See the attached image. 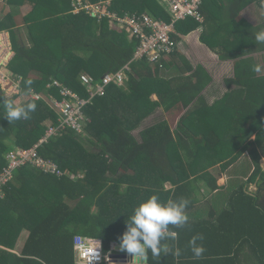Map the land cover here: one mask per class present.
<instances>
[{
	"label": "trees",
	"instance_id": "obj_1",
	"mask_svg": "<svg viewBox=\"0 0 264 264\" xmlns=\"http://www.w3.org/2000/svg\"><path fill=\"white\" fill-rule=\"evenodd\" d=\"M73 1L0 3V33L9 32L14 51L7 68L21 80L22 105H37L29 118L9 122L0 103V169L8 164L9 151L33 146L46 134L49 123L57 124L58 116L48 101L62 99V87L48 89L49 83L57 79L81 97H88L80 81L66 76L68 67L87 72L93 83L102 81L108 72L125 70L126 86L110 84L103 96L94 97L83 108L86 122L97 127V135L86 129L85 123L84 137L69 128L40 146V154L56 161L63 175L45 173L31 165L15 170L4 187V196H0V225L9 232L24 225L30 235L22 256L0 249V255L9 257L2 260L0 256V262L78 264L76 234L101 240L108 252L120 243L134 208L156 195L162 203L187 198L189 221L182 228L169 226L178 233L177 239L162 241L166 251L158 258L149 250L148 264H264V205L259 199L264 185L258 193H251L245 183L219 184L229 168L243 158L239 172L252 170L251 180L260 173L264 178V75L257 72L259 65L250 64L251 56L245 58L252 48L264 49V44L257 45L254 33L242 22L243 10L254 0H205L204 23L187 19L176 25L183 34L202 26L201 40L222 60H235V76L225 80L229 91L211 105L203 91L213 77L202 65L194 69L185 63L192 70L187 76L173 68L163 70L169 65L165 56L153 62L148 55L138 56L139 40L130 38L127 29L111 27L108 19L98 21L85 10L74 12ZM28 5H32L31 12L20 19V10ZM106 7L121 15L149 12L156 18L171 19L158 0H110ZM233 27L238 29L235 39L231 37ZM240 34L243 40L237 39ZM173 37L178 40L177 34ZM29 79L31 90L51 94V98L30 97L25 85ZM140 92L151 106L142 104ZM153 94H157L156 100ZM5 96L0 86V100H6ZM158 106L163 107L165 116L144 127L139 136L134 135V126ZM250 132L255 138H250ZM83 138L99 147V153L93 154L87 144L83 145ZM172 143L178 148L174 155ZM218 165L222 172L215 175L211 169ZM72 173L85 175L74 179ZM123 183H128L124 190ZM167 183L171 184L168 189ZM203 187L215 195L200 209L206 203L202 202L206 198ZM38 191L40 204L33 197ZM207 205L208 215L201 218ZM197 234L203 236L198 243L205 251L194 259L189 241ZM12 237L6 234L0 241L7 243ZM176 249H181L179 257L173 254Z\"/></svg>",
	"mask_w": 264,
	"mask_h": 264
},
{
	"label": "built area",
	"instance_id": "obj_2",
	"mask_svg": "<svg viewBox=\"0 0 264 264\" xmlns=\"http://www.w3.org/2000/svg\"><path fill=\"white\" fill-rule=\"evenodd\" d=\"M205 0H160L164 10L171 15L170 21L156 18L148 12H125L121 15L106 6L110 1L92 3L89 0H74V12L85 10L98 18V21L109 20L111 27L127 29L132 37L139 40L137 55H148L150 61L159 60L161 57L173 54L178 46V41L173 37L176 33V25L180 21L194 19L204 23L205 16L202 6ZM203 29L202 27L200 28ZM2 61H0V64ZM128 68V67H127ZM128 78L125 70L116 73L109 72L103 76V80L97 83L91 82L87 87L88 97H81L69 87H64L61 81L55 79L47 85L62 87L60 94L63 98L55 100L51 98L49 105L56 112L57 124L49 123L46 134L33 146L18 147L9 151L6 155L8 164L0 169V196H4V187L12 179L15 170L25 165H31L42 172L61 176L64 170L53 159L43 157L39 148L47 142L52 135H62L69 128L80 131L87 121L84 107L96 96H103L107 87L112 83L123 84ZM17 90V89H16ZM19 90H17L18 92ZM38 93V92H36ZM40 94V93H38ZM37 94L36 98H40ZM96 239L83 234L74 236V248L78 264H118L111 256L115 251L106 252L102 245L96 243Z\"/></svg>",
	"mask_w": 264,
	"mask_h": 264
},
{
	"label": "crops",
	"instance_id": "obj_3",
	"mask_svg": "<svg viewBox=\"0 0 264 264\" xmlns=\"http://www.w3.org/2000/svg\"><path fill=\"white\" fill-rule=\"evenodd\" d=\"M160 8L164 9L162 5H160ZM242 17H243L242 22L245 23L244 28L247 29L248 27L250 29V32L252 33L257 32V31H252L251 26L261 25L264 29V8H262L256 0H254L248 6L245 7V9L242 12ZM237 31L238 29L233 27V32L231 35L232 39H235ZM201 33H202V30L200 28L188 34H183L179 32V30L176 28L175 34L178 35V40L176 39L178 41L177 49L173 54L165 56V59L167 62H169V65L166 64L165 67L163 66L164 68L162 69L170 71L173 68L176 70L175 72L177 73L180 72L183 76H187L192 73V70L188 69L185 63H190L194 69H196L197 66L202 65L208 71V73L213 77L212 82L203 91V95L206 101L211 105L217 102L218 100H220L229 91L225 80L228 78L232 79L234 77L235 60L234 59L222 60L221 58H219V56L215 54L209 48V46L201 40ZM129 37L131 38V35ZM237 39L243 40L242 34L238 35ZM242 43L243 45H246L244 42ZM252 49L253 51L248 52L247 55H245V58L251 56L252 59L250 61V64L256 63L257 66L259 65V67L256 68V70H258L257 72L259 73V75H264V56H263L264 49H260V48H252ZM259 60L261 61V63L259 62ZM215 80L218 82H214ZM91 82H93V77L91 81L89 82V84ZM222 83L225 84L224 85L225 88L223 86L222 95L219 97H216L215 95L212 102H210L207 96V92L212 94L215 91H218V89L220 91ZM114 84L118 86L123 85V84H117L115 82ZM155 98L156 99L158 98L157 94L152 95V99L156 100ZM85 132L87 133V130H85ZM263 159L264 157L261 160V165L263 169L262 172L264 173ZM241 163L242 161L240 160L238 163H236L235 165L229 168L228 181L230 182L232 181L234 182V184L245 183L246 187L251 193H258L261 189V184L264 185V178L262 176L263 174L260 173L254 179L251 180L250 175L252 173V170L249 171L248 174H245V173L242 174L241 172H239L238 170L239 168L237 167L242 166ZM242 168L243 166L241 167V169ZM73 176L75 177L74 179H79V176L78 177H76V175H73ZM33 197L37 198L38 200L37 202L38 204H40V191H38L37 193L33 192ZM259 199H260V202L264 205V186L260 192ZM0 215L2 214L0 213ZM19 215L24 216L25 212H22V214L19 212ZM6 234H11L13 237L10 238V240L7 241V243L0 241V249L7 251L8 253H14L18 256H22L24 246L30 235V230L28 229V227L24 225L22 226L17 225L13 232H9V230L5 229V227L3 228L0 225V238H5ZM96 240H98L96 241V243H99L100 245H102L101 240L99 239H96ZM114 252H117V251L115 250ZM0 256L2 257V260L9 258L7 255H0ZM138 259H141V258H138ZM0 264H3V262H0ZM118 264H148V253H147V260L144 263H132L130 261L120 260L118 261Z\"/></svg>",
	"mask_w": 264,
	"mask_h": 264
},
{
	"label": "clouds",
	"instance_id": "obj_4",
	"mask_svg": "<svg viewBox=\"0 0 264 264\" xmlns=\"http://www.w3.org/2000/svg\"><path fill=\"white\" fill-rule=\"evenodd\" d=\"M258 3L264 8V0H258ZM254 39L257 45L264 44V29H260L254 33ZM10 52L14 53V51ZM0 61H2L1 58ZM7 64H0V67L7 68ZM20 81L18 90L20 88ZM32 83L31 79L25 81L28 91H31ZM0 103L4 105L6 110L5 117L9 122L27 119L30 113L35 112L37 109V105L32 102L19 106L14 101L9 100H0ZM189 204L190 201L187 198L162 203L158 196L151 195L134 208L133 214L127 220V230L120 238V249L130 254L133 258L146 260L149 250L154 258L160 257L161 252L166 251L162 241L168 239L175 241L178 237V233L171 230L169 226L182 228L188 223L189 216L186 214L185 209ZM202 240L203 236L197 234L189 241V248L193 253L194 259H199L205 251L203 245L198 243V241ZM173 254L179 257L181 249H176Z\"/></svg>",
	"mask_w": 264,
	"mask_h": 264
},
{
	"label": "rangeland",
	"instance_id": "obj_5",
	"mask_svg": "<svg viewBox=\"0 0 264 264\" xmlns=\"http://www.w3.org/2000/svg\"><path fill=\"white\" fill-rule=\"evenodd\" d=\"M5 1L7 2L9 0H0V3L1 2L3 3ZM107 1H110V0H107ZM158 2L161 5L160 0H158ZM123 8H126V7H123ZM131 9H134V8H131ZM31 10H32V5L24 6L20 10V12H21L20 19L23 18L24 15L28 14L29 12H31ZM10 51H13L12 50V45H11L10 35H9V33L7 31H4V32H2L0 34V56H1L0 58L2 60V63L1 64L6 65L9 62V60L12 58V56L14 55V53H10ZM66 76H68L70 79L72 77H74V79H72V80L73 81H77V82L80 81L81 86H84L86 89L90 85L89 82L92 79V76L90 74H88L87 72H78V69L76 67L75 68L68 67V74ZM234 76H235V71H234ZM62 79H63V81H66L67 82V79H66V77L64 75H63ZM19 81L20 80H16L15 76L7 68L0 67V86L6 92V96L4 98L6 100H9V101H14L15 104L18 105V106L19 105H22V103L25 101V99H23L25 97V95H23V92L21 91V87L19 88V92L17 93ZM214 82H218V81L215 80ZM221 82H223V81H221ZM224 85L225 84L222 83V86L220 88V91L218 89V91H215L212 94L207 92V96H208V99L210 100V102H212V100H213V98H214L215 95H216V97H219V96L222 95V90H223V86ZM123 86H126V83H124ZM148 88L150 89L151 87L149 86ZM224 88H225V86H224ZM37 94L38 93H36L33 90H31L29 92L30 97H32V98H34L36 100H39V99H45V100H47V99H50L51 98L50 97L51 94H46L45 95V94H41V93L38 94L40 96V98H36ZM143 94L144 93L140 92L138 95L141 98V95H143ZM21 95H23L22 98H20ZM47 95H49V96L47 97ZM141 99H142L141 102H142L143 105L151 106L149 100L147 101V100H145V98H141ZM166 114H168V112ZM163 116H165L163 107L162 106L156 107V110L151 115H148L145 118L142 117L141 120H139V122L134 126L135 128L132 129V133L134 135H136V136H139V132L144 127H146L148 125H151V124L157 122V120L161 119ZM169 119H172V118L169 117ZM87 122H86L85 128L86 129H91V132L92 133H95V135H97V131L94 129V128H97V127H95L93 125H90ZM171 124L173 125V128H174L175 121L174 120L173 121L171 120ZM219 124H221V122ZM219 126H221V125H219ZM79 133L81 135L80 137H84L85 135H87V133L84 130H80ZM250 138H255V133H253L250 136ZM81 142L83 143V145L84 144L85 145L87 144L89 146V148L91 149V151L93 152V154H98L99 153V151H100V148L99 147L92 145L90 142L86 141L84 138L82 139ZM177 149H178L177 148V145L175 143H172V145H171V152H172L173 155L177 152ZM241 161L243 162V159H241ZM263 163H264V159H263ZM187 165H189V164L187 163ZM211 172L213 174H215V175H218V174H220L222 172V167L219 166V165L218 166H215V167H213L211 169ZM73 175H74V173H73ZM73 175L71 174V176H73ZM84 175H85L84 173H79V174L76 175V177H78V176L79 177H83ZM114 177H116V176H114ZM228 179H229V172H226V174H224L223 177L220 179L219 184L220 185H223V186L224 185H227V183L229 182ZM137 181L143 182L142 179H138ZM123 184L124 185L121 188L122 190L125 189V187L127 186L128 183H123ZM170 187H171V184L170 183H167L166 184V188L168 189ZM202 195L203 196L206 195V198L203 199V201H202V202H206V203H205V205H203L202 207H200V209L205 208V206L207 204V200L209 198H212L213 195H215V194L209 192L206 187L205 188L203 187ZM207 208L208 209H205L203 211V213L201 214V216H200L201 218L207 217L208 210H209V206L208 205H207ZM94 210H97V207H94Z\"/></svg>",
	"mask_w": 264,
	"mask_h": 264
},
{
	"label": "water",
	"instance_id": "obj_6",
	"mask_svg": "<svg viewBox=\"0 0 264 264\" xmlns=\"http://www.w3.org/2000/svg\"><path fill=\"white\" fill-rule=\"evenodd\" d=\"M252 134L253 132H250L249 135ZM114 248L117 252L112 253L111 256L117 260L130 261L132 263H144L147 260V259L144 260V259L133 258L130 254L120 249V243L115 244Z\"/></svg>",
	"mask_w": 264,
	"mask_h": 264
}]
</instances>
